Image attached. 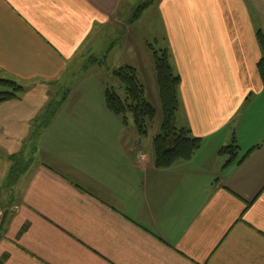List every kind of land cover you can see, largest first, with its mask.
I'll use <instances>...</instances> for the list:
<instances>
[{
  "label": "crops",
  "instance_id": "1",
  "mask_svg": "<svg viewBox=\"0 0 264 264\" xmlns=\"http://www.w3.org/2000/svg\"><path fill=\"white\" fill-rule=\"evenodd\" d=\"M150 7L180 78L176 126L201 141L169 169L160 123L142 137L104 103L111 36L135 51L137 31L154 66ZM259 34L264 0H0V80L23 88L0 103V264H264Z\"/></svg>",
  "mask_w": 264,
  "mask_h": 264
},
{
  "label": "trees",
  "instance_id": "2",
  "mask_svg": "<svg viewBox=\"0 0 264 264\" xmlns=\"http://www.w3.org/2000/svg\"><path fill=\"white\" fill-rule=\"evenodd\" d=\"M143 2L134 10L132 19L149 6ZM258 43L262 51V58L258 63V72L264 86V38L258 35ZM156 85L160 102L161 121L156 134L152 139L155 167L169 169L180 161H189L201 146V141L190 136L184 129L176 126V114L179 108L178 88L180 78L174 74L166 52L153 50ZM114 78L123 87L124 94L120 97L113 87L104 91L106 109L121 119L124 125L131 123L137 133L144 137L153 127L156 118V109L145 98L144 87L136 76L134 69L124 67L114 72ZM0 85L9 88L7 92H0V103L18 99L23 88L15 82L0 80ZM56 110V104L48 106L47 113L40 120L37 128L45 126ZM236 146L222 148L219 154H230L235 157Z\"/></svg>",
  "mask_w": 264,
  "mask_h": 264
},
{
  "label": "rangeland",
  "instance_id": "3",
  "mask_svg": "<svg viewBox=\"0 0 264 264\" xmlns=\"http://www.w3.org/2000/svg\"><path fill=\"white\" fill-rule=\"evenodd\" d=\"M148 1V0H143ZM139 2V1H138ZM137 2V3H138ZM153 15V18L148 20L147 22V32L151 34V45L154 50H159L160 44L162 43L163 38V28L158 16L155 14V9L150 7L144 11L143 17H147L146 15ZM113 33V32H111ZM113 36H116V40L114 41ZM110 37L109 42L106 44V65L105 67L112 68H124L125 66L130 67L135 70L136 76L144 87L145 98L146 100L154 106L156 109V118L154 119L153 125L160 123L161 121V109L160 102L158 98V90L156 85V72L154 70V66L149 64L142 59V38L138 34L137 31L133 33L132 41L136 46V50L134 51L131 47H126L125 42L122 38H117V35H113ZM157 40L158 43H155ZM111 46V48H110ZM142 47V48H141ZM110 48V49H109ZM105 51V48H104ZM153 69V70H152ZM108 77L105 75L103 77V82L109 87H113L115 92L122 97L124 94L123 87L118 81L115 79L114 83H109ZM120 87V89H118ZM22 148V147H21Z\"/></svg>",
  "mask_w": 264,
  "mask_h": 264
},
{
  "label": "built area",
  "instance_id": "4",
  "mask_svg": "<svg viewBox=\"0 0 264 264\" xmlns=\"http://www.w3.org/2000/svg\"><path fill=\"white\" fill-rule=\"evenodd\" d=\"M143 158H144V155H143L142 153H139V154L137 155V160H138V162H141V161L143 160Z\"/></svg>",
  "mask_w": 264,
  "mask_h": 264
}]
</instances>
